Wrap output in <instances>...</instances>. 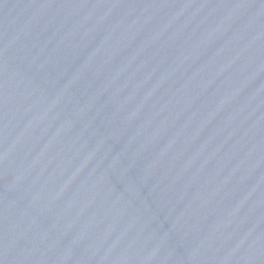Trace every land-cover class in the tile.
<instances>
[{
    "label": "water",
    "instance_id": "1",
    "mask_svg": "<svg viewBox=\"0 0 264 264\" xmlns=\"http://www.w3.org/2000/svg\"><path fill=\"white\" fill-rule=\"evenodd\" d=\"M0 264H264V0H0Z\"/></svg>",
    "mask_w": 264,
    "mask_h": 264
}]
</instances>
